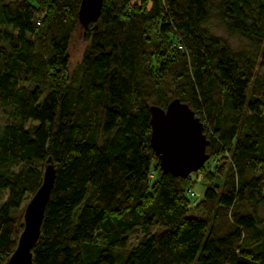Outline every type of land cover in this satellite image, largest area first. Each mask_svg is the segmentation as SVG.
Instances as JSON below:
<instances>
[{
    "label": "trees",
    "instance_id": "1",
    "mask_svg": "<svg viewBox=\"0 0 264 264\" xmlns=\"http://www.w3.org/2000/svg\"><path fill=\"white\" fill-rule=\"evenodd\" d=\"M79 8L0 0V264L48 164L33 264H264V0H104L86 27ZM214 12L251 51L205 27ZM174 98L209 140L197 173L223 181L194 207V180L164 173L150 144L151 106Z\"/></svg>",
    "mask_w": 264,
    "mask_h": 264
},
{
    "label": "water",
    "instance_id": "2",
    "mask_svg": "<svg viewBox=\"0 0 264 264\" xmlns=\"http://www.w3.org/2000/svg\"><path fill=\"white\" fill-rule=\"evenodd\" d=\"M104 0H80L79 21L84 27L96 22ZM150 144L159 158L160 168L173 176L188 177L209 160V140L204 124L189 104L172 99L166 108L152 105ZM56 179V168L48 164L42 184L24 211V228L17 247L6 264H33V247L41 234V225Z\"/></svg>",
    "mask_w": 264,
    "mask_h": 264
},
{
    "label": "rangeland",
    "instance_id": "3",
    "mask_svg": "<svg viewBox=\"0 0 264 264\" xmlns=\"http://www.w3.org/2000/svg\"><path fill=\"white\" fill-rule=\"evenodd\" d=\"M205 27L215 36H218L224 39L226 43L229 45V47L235 52L252 50V42L250 38L244 35H241L239 33H230L227 30L225 24L218 17L216 12H214L211 18L206 22ZM86 46H87L86 42L83 40L82 36L80 35V32L77 33L74 37V40L72 41L71 49H70L71 58H72V69H74L76 65L80 63L82 59L83 51ZM80 75H81V70H79V72L74 77L73 84L75 86L79 84ZM4 124H5V115L1 111L0 112V126H3ZM215 164L211 166L213 170L215 168ZM212 169H210L209 172H211ZM197 172H193L190 174L194 182L191 183L190 186L188 187V189H192V191L194 192L193 194H191V200H192L193 207L197 202H199L201 199L204 198V193H205L207 186L212 185L214 182H217L219 184H222L223 182L222 180L218 178L214 179L213 182L208 181L207 178L205 177V174H202V173L198 174ZM6 197L7 195H4L3 199ZM29 201L30 200L23 202L22 207L26 206ZM257 213L261 219H264V204L258 208ZM193 214L197 215L199 213L194 210ZM143 236H144L143 232H139L136 235L132 236L130 239V246L131 247L136 246L141 241Z\"/></svg>",
    "mask_w": 264,
    "mask_h": 264
},
{
    "label": "built area",
    "instance_id": "4",
    "mask_svg": "<svg viewBox=\"0 0 264 264\" xmlns=\"http://www.w3.org/2000/svg\"><path fill=\"white\" fill-rule=\"evenodd\" d=\"M152 176H153V173L151 174V177H152ZM188 193H189V194H193L194 192L192 191V189H189V190H188Z\"/></svg>",
    "mask_w": 264,
    "mask_h": 264
}]
</instances>
